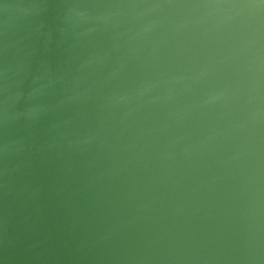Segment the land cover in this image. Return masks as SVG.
Returning <instances> with one entry per match:
<instances>
[{
  "label": "water",
  "instance_id": "obj_1",
  "mask_svg": "<svg viewBox=\"0 0 264 264\" xmlns=\"http://www.w3.org/2000/svg\"><path fill=\"white\" fill-rule=\"evenodd\" d=\"M0 264H264V0H0Z\"/></svg>",
  "mask_w": 264,
  "mask_h": 264
}]
</instances>
